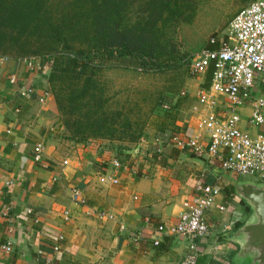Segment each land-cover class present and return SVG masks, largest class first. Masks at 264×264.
<instances>
[{
    "label": "crops",
    "instance_id": "crops-1",
    "mask_svg": "<svg viewBox=\"0 0 264 264\" xmlns=\"http://www.w3.org/2000/svg\"><path fill=\"white\" fill-rule=\"evenodd\" d=\"M28 62L0 56V245L11 241L14 246L10 254L0 252V264H179L191 251L189 239L162 233L158 226L178 221L198 183L231 191L222 189L207 213L210 233L197 240V264H249L237 256L238 229L254 218L236 193V185L247 180L224 171L207 154L171 143L177 135L200 134L196 122L205 108L197 92L209 87L207 76L199 77L193 91L183 89L186 94L170 99V118L122 151L106 139L71 140L45 72ZM188 100L184 115L180 106ZM237 111L240 126L249 130L251 106ZM37 143L45 147L42 162L33 158ZM115 160L122 165L115 166ZM74 187L81 189L84 204L73 200ZM97 211L114 219H100Z\"/></svg>",
    "mask_w": 264,
    "mask_h": 264
},
{
    "label": "rangeland",
    "instance_id": "rangeland-1",
    "mask_svg": "<svg viewBox=\"0 0 264 264\" xmlns=\"http://www.w3.org/2000/svg\"><path fill=\"white\" fill-rule=\"evenodd\" d=\"M252 1L254 0H118L104 4L109 6L106 21L103 17L97 18L99 15L95 14L98 5H92L88 0H49L48 11L52 17L42 22L50 33L53 27H57L56 23L60 22V29L64 34L55 39H66L72 47L85 49L106 43L110 39L105 31L109 30L108 26L122 24L131 34L132 39L142 38L144 46L152 47L155 54L160 56L161 62L165 64L178 62V66L172 68L144 70L139 67L137 60L129 59L121 65L115 60L103 61L96 79L103 87L102 100L105 102L106 113L108 116L119 118V130L115 135L121 136L126 131H129L127 135H130L140 128L144 132L150 126L161 125L159 123L163 121L161 119L170 118L171 112L166 111L163 104L180 95L183 89L193 91L200 82L199 77L193 76L190 70L194 54L212 37L224 34L233 17ZM74 3H76L75 7L71 5ZM115 4L116 7H113ZM15 7L11 4L9 11ZM104 8L98 12L101 11L106 15ZM4 24L6 25V22L2 20L1 25ZM47 31L38 32L33 26L28 27L26 37L21 40L18 47L12 46L10 39L20 37H6L7 42L5 45L0 43V50L6 49L9 58L25 56L28 51H34L35 47L38 50L42 48L40 41L46 38ZM109 31L112 35L111 30ZM63 50L62 46L57 45L54 50L45 53ZM47 85L51 95L54 96L49 81ZM69 94L68 91L62 94L64 107L58 114L62 122L67 115L72 121H76L78 117L89 114L87 108H81L77 103L70 102ZM77 95L79 92L75 94ZM190 105L191 101L188 100L180 106L184 115L183 109L189 110ZM126 117L131 120V130L125 128L123 124L126 122ZM255 129L258 127L249 128L250 132H254ZM67 133L70 135L68 130ZM114 141L117 147L134 148L137 144L128 139ZM241 179L256 183L255 178L251 176L242 175Z\"/></svg>",
    "mask_w": 264,
    "mask_h": 264
},
{
    "label": "built area",
    "instance_id": "built-area-1",
    "mask_svg": "<svg viewBox=\"0 0 264 264\" xmlns=\"http://www.w3.org/2000/svg\"><path fill=\"white\" fill-rule=\"evenodd\" d=\"M210 42L216 46L197 52L190 67L196 77L207 76L213 68L209 87L197 92V98L205 108L199 112L196 122L200 134L177 135L171 143L181 150L209 155L220 162L224 171L258 177L264 183V0H254L240 10L229 22L226 32L218 38L212 37ZM28 61L31 69L48 76V59L32 57ZM32 90L28 89L29 92ZM182 94L186 92L182 91ZM246 103L251 106L246 124L263 127L255 134L240 126L242 116L237 109ZM163 107L169 109L170 103H164ZM44 149L43 143L34 146L36 162L43 161ZM113 163L122 165L118 160ZM110 180L117 182L111 177ZM220 193L216 185L198 183L193 195L184 202L178 221L158 226L162 233L183 235L189 239L191 251L179 264H197V240L210 233L207 213ZM72 198L76 203L84 204L80 188H73ZM96 215L100 219H114L113 214L105 211H97ZM63 218L70 220L69 209L64 211ZM155 243L158 244L159 240ZM59 248L58 245L54 247L55 251ZM13 250L11 241L0 245V252L10 254Z\"/></svg>",
    "mask_w": 264,
    "mask_h": 264
},
{
    "label": "trees",
    "instance_id": "trees-1",
    "mask_svg": "<svg viewBox=\"0 0 264 264\" xmlns=\"http://www.w3.org/2000/svg\"><path fill=\"white\" fill-rule=\"evenodd\" d=\"M48 1L49 0H0V26H2V20L4 23L6 22V25L4 24L0 27L1 45L6 44V37H20L19 39H10L12 46L18 47L22 42L21 40L26 37L27 28H31V26H33L35 31L38 30V32L47 31L42 21L52 17L51 13L48 11ZM116 1L118 0H88L92 5H98L95 14L99 15L97 18L102 19L103 17L106 21L109 15V6H104V4ZM169 3L170 1L167 2V4ZM11 4L16 7L9 11ZM71 5L75 7L76 3ZM113 7H116V4ZM91 8L95 11L94 6ZM103 8L105 9L107 17L102 14L101 11L98 12V10ZM59 23H56V28L53 27L52 33L47 31L48 34L45 35L46 38L40 41L42 48L38 50V48L35 47L34 51L30 50L27 55L17 56L15 59H29L36 57L49 60V72L47 78L54 90V106L58 114L63 110L64 104L62 94L66 91H68V94L70 92V102L73 101L81 108L88 109L89 114L85 117H78L76 121H72L67 115L63 121L65 128L70 132V135L69 133L68 135L71 140L87 143L90 140L97 139H106L109 141L128 139L137 144L140 143L144 134L142 128L137 132L130 133V135H127L129 134V131H126L125 134L121 136L115 135V132L119 130L118 127L120 121L119 118L108 116V113H106L105 102L102 100L103 87L96 79V74L105 60L119 61L120 65L122 62L129 59L137 60L139 67L144 70L150 68H172L178 66V62H175L174 64H165L161 62L160 56L155 54L152 47L144 46V40L142 38L132 39L131 34L126 31V27L122 26V24L108 26L112 35L109 30H105L109 34L110 39L103 45L87 49L74 48L69 41H66V39H55V37H62L64 34L60 29L61 23ZM51 26H53L52 23ZM216 37L218 38L220 36L216 35ZM57 45L62 46L64 50L59 52L56 51L55 53H45V51H50L51 49L54 50ZM215 46L216 45L212 44L209 40L207 44L199 48V51L205 48H214ZM5 50H0L2 52L0 53V56L7 57ZM33 54L38 55L34 56ZM212 72L213 68L211 67L207 74V87L209 86ZM77 92H79V95L75 96ZM164 101L166 102L167 100ZM83 103H85V105H82ZM125 120L126 122L123 123L125 128L128 127V130H131V120L128 117H126ZM130 148L131 147L126 146L119 147L122 151H126ZM217 187L220 190L223 189V191L227 193L231 191L229 186L226 185L222 187L220 184L217 185Z\"/></svg>",
    "mask_w": 264,
    "mask_h": 264
},
{
    "label": "water",
    "instance_id": "water-1",
    "mask_svg": "<svg viewBox=\"0 0 264 264\" xmlns=\"http://www.w3.org/2000/svg\"><path fill=\"white\" fill-rule=\"evenodd\" d=\"M236 193L250 205L254 217L238 229L241 246L237 256L249 264H264V183L240 182Z\"/></svg>",
    "mask_w": 264,
    "mask_h": 264
}]
</instances>
